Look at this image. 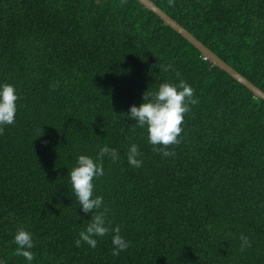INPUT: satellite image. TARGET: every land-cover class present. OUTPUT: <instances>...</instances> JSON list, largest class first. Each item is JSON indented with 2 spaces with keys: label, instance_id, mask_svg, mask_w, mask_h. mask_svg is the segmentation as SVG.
Instances as JSON below:
<instances>
[{
  "label": "trees",
  "instance_id": "16d2710c",
  "mask_svg": "<svg viewBox=\"0 0 264 264\" xmlns=\"http://www.w3.org/2000/svg\"><path fill=\"white\" fill-rule=\"evenodd\" d=\"M153 1L264 91V0ZM179 79L197 102L180 142L155 146L173 153L163 156L127 113ZM0 82L20 95L0 132L7 264H27L14 251L20 227L33 234V264H264V100L138 0H0ZM132 142L139 167L126 158ZM104 144L120 157L104 158L94 194L131 241L119 255L111 231L95 248L74 243L92 214L68 171ZM241 233L251 240L243 250Z\"/></svg>",
  "mask_w": 264,
  "mask_h": 264
},
{
  "label": "clouds",
  "instance_id": "9594fccd",
  "mask_svg": "<svg viewBox=\"0 0 264 264\" xmlns=\"http://www.w3.org/2000/svg\"><path fill=\"white\" fill-rule=\"evenodd\" d=\"M159 70L168 71L171 65L158 66ZM179 75V73H177ZM56 85H52L55 87ZM193 86L185 79L178 81L161 82L154 92L147 90L143 93V101L129 106L128 115L140 127L147 126L148 143L154 146V150L161 151L163 156L172 155L167 147L156 148L155 146H167L180 142L179 134L182 132L184 116L190 111L191 105L197 102L194 96ZM20 99L16 86L12 83L0 82V132L5 125L15 122ZM117 161L120 157L119 150L104 144L99 148L95 156L79 154L75 165L68 171L70 190L73 192L81 211L91 213V219L79 231L78 238L74 243L80 246L82 242L95 248L98 240L111 231L112 254L127 249L131 241L121 235L120 225L110 226L106 219L107 208L103 204V196L94 194L95 178L104 175V158ZM142 150L139 145L132 142L126 151V158L130 165L139 167L142 165ZM82 218V217H81ZM13 242L16 244L15 254L25 258L27 264H33V248L35 240L32 232L25 228H17ZM251 246V240L241 233L240 247L243 250ZM0 264H7L5 258L0 257Z\"/></svg>",
  "mask_w": 264,
  "mask_h": 264
},
{
  "label": "water",
  "instance_id": "95a60500",
  "mask_svg": "<svg viewBox=\"0 0 264 264\" xmlns=\"http://www.w3.org/2000/svg\"><path fill=\"white\" fill-rule=\"evenodd\" d=\"M145 8L158 15L166 25L170 26L173 30L182 35L194 47H196L202 55L209 60L212 64L227 72L231 77L247 87L254 96L264 100V91L251 82L246 76L237 71L234 67L223 60L212 49L206 46L201 40L193 35L189 30L183 27L178 21L172 18L168 13L161 9L153 0H138Z\"/></svg>",
  "mask_w": 264,
  "mask_h": 264
}]
</instances>
